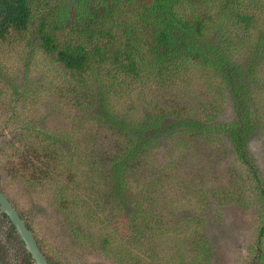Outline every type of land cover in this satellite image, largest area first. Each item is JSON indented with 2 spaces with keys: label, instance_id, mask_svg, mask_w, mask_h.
<instances>
[{
  "label": "rangeland",
  "instance_id": "374dc122",
  "mask_svg": "<svg viewBox=\"0 0 264 264\" xmlns=\"http://www.w3.org/2000/svg\"><path fill=\"white\" fill-rule=\"evenodd\" d=\"M260 63L254 72L261 84L250 88L252 112L258 111L253 118L262 129L246 133L244 123L231 124L227 91L201 68L165 86L153 80L131 83L114 97L100 95V83L93 81L75 96L68 91L74 80L61 67L35 48L0 41V190L56 264H250L254 259L264 264ZM157 117L202 126L192 135L181 134L184 126L152 136L135 154L137 162L123 167L121 191L138 206L120 202L114 198L109 162L115 156L110 155L146 137ZM225 125L232 126L225 130ZM46 132L62 143L46 138ZM236 133L244 136L248 163L231 150ZM11 145H17L15 156L7 150ZM163 220L173 225L168 235L160 233ZM0 241L1 258L17 264V245L7 243L3 228Z\"/></svg>",
  "mask_w": 264,
  "mask_h": 264
},
{
  "label": "trees",
  "instance_id": "16d2710c",
  "mask_svg": "<svg viewBox=\"0 0 264 264\" xmlns=\"http://www.w3.org/2000/svg\"><path fill=\"white\" fill-rule=\"evenodd\" d=\"M262 1L0 0V41H18L26 49L35 48L52 65L61 67L74 80L68 91L75 96L93 81L100 83L98 90L103 92L100 95L114 97L131 83L153 80L165 86L182 79L192 68H201L227 91L234 110L231 124L244 123L248 127L246 133H255L262 128L254 121L258 111L252 112L250 87L261 84L254 69L260 61L264 62V48L259 50L264 43ZM42 3H46L45 10L35 14L34 7ZM135 5L132 16L126 20L127 12ZM245 6L249 11H244ZM252 57L254 62L247 63ZM17 92L15 89L14 93ZM94 98L92 94L88 97L91 101ZM106 106L100 105L101 118L105 116ZM97 117L95 114L92 119L98 121ZM150 125L146 137L142 136L135 145L130 141L124 151L110 155L115 156L109 162L114 198L120 202L138 206L121 191L126 184L123 167L137 162L140 156L135 154L152 143L149 140L152 136L184 126L188 128L181 134L192 135L194 128L202 126H189L183 119L166 122L163 117H157ZM230 126L225 125V130ZM45 135L62 143L55 135L47 132ZM66 140L69 141L67 137ZM244 141L242 133L232 135L231 150L238 160L248 163ZM16 148L17 145H11L7 150L14 155ZM14 169L18 166L14 165ZM35 169L31 168L32 176ZM251 173L257 180L255 171ZM63 197L64 192L59 189L57 198ZM163 222L160 233L168 235L173 225L170 220ZM27 227L32 229L28 224ZM0 228L5 230L7 243L17 245V264H33L10 221L1 213ZM259 230L264 233V224ZM47 260L56 264L51 258ZM0 264L9 263L0 256ZM250 264H256V260Z\"/></svg>",
  "mask_w": 264,
  "mask_h": 264
},
{
  "label": "water",
  "instance_id": "95a60500",
  "mask_svg": "<svg viewBox=\"0 0 264 264\" xmlns=\"http://www.w3.org/2000/svg\"><path fill=\"white\" fill-rule=\"evenodd\" d=\"M0 213L5 215L10 221L16 235L23 243L25 251L31 257L33 264H50L41 251L34 233L27 227L25 220L19 215L18 211L1 190Z\"/></svg>",
  "mask_w": 264,
  "mask_h": 264
}]
</instances>
